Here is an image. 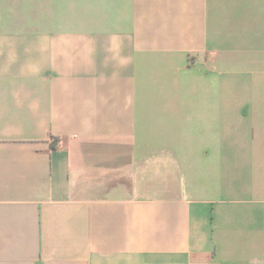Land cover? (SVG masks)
<instances>
[{
    "label": "crops",
    "instance_id": "0c3cea01",
    "mask_svg": "<svg viewBox=\"0 0 264 264\" xmlns=\"http://www.w3.org/2000/svg\"><path fill=\"white\" fill-rule=\"evenodd\" d=\"M0 264H264V0H0Z\"/></svg>",
    "mask_w": 264,
    "mask_h": 264
},
{
    "label": "built area",
    "instance_id": "2783aa9c",
    "mask_svg": "<svg viewBox=\"0 0 264 264\" xmlns=\"http://www.w3.org/2000/svg\"><path fill=\"white\" fill-rule=\"evenodd\" d=\"M57 143L59 144V141H57Z\"/></svg>",
    "mask_w": 264,
    "mask_h": 264
}]
</instances>
